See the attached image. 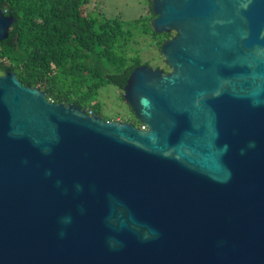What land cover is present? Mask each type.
Listing matches in <instances>:
<instances>
[{"label": "water", "instance_id": "95a60500", "mask_svg": "<svg viewBox=\"0 0 264 264\" xmlns=\"http://www.w3.org/2000/svg\"><path fill=\"white\" fill-rule=\"evenodd\" d=\"M148 1L143 130L0 75V264H264V0Z\"/></svg>", "mask_w": 264, "mask_h": 264}, {"label": "trees", "instance_id": "16d2710c", "mask_svg": "<svg viewBox=\"0 0 264 264\" xmlns=\"http://www.w3.org/2000/svg\"><path fill=\"white\" fill-rule=\"evenodd\" d=\"M87 2L0 0V12L14 20L0 42V75L8 70L21 86L37 88L46 101L72 104L99 116L100 89L110 85L121 98L131 71L140 65L151 67L137 47L152 46L158 55L173 33L151 31L149 1L144 15L129 22L90 19L82 14ZM129 123L139 127L135 120Z\"/></svg>", "mask_w": 264, "mask_h": 264}, {"label": "rangeland", "instance_id": "374dc122", "mask_svg": "<svg viewBox=\"0 0 264 264\" xmlns=\"http://www.w3.org/2000/svg\"><path fill=\"white\" fill-rule=\"evenodd\" d=\"M148 7V0H88L82 7V14L90 19L101 21L120 19L133 21L144 15ZM144 61H150V68L168 71L163 64L162 57L157 55L152 46L137 47ZM154 59L153 61H151ZM96 103L99 106V117L117 122L134 120L130 110L120 98L117 89L110 85L104 86L97 93Z\"/></svg>", "mask_w": 264, "mask_h": 264}, {"label": "built area", "instance_id": "2783aa9c", "mask_svg": "<svg viewBox=\"0 0 264 264\" xmlns=\"http://www.w3.org/2000/svg\"><path fill=\"white\" fill-rule=\"evenodd\" d=\"M87 115H91L90 113H87ZM139 129L140 130H143V127L142 126H139Z\"/></svg>", "mask_w": 264, "mask_h": 264}]
</instances>
